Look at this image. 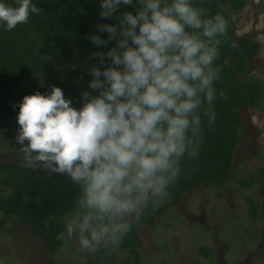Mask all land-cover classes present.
<instances>
[{
    "label": "trees",
    "instance_id": "trees-1",
    "mask_svg": "<svg viewBox=\"0 0 264 264\" xmlns=\"http://www.w3.org/2000/svg\"><path fill=\"white\" fill-rule=\"evenodd\" d=\"M247 2L0 0V126L10 117L24 121L21 132L37 124L30 159L58 168L0 162V224L15 217L29 227L53 264L73 236L63 222L72 214L86 246L103 227V240L128 254L123 264H143L138 227L162 209L147 196L134 219L115 213L139 196L141 171L103 149L124 145L146 161L167 207L231 180L240 110L264 109V85L247 75L260 44L235 40L229 17ZM246 202L255 218L258 204ZM261 236L264 253V226ZM198 252L211 264L210 247ZM112 260L98 244L82 264Z\"/></svg>",
    "mask_w": 264,
    "mask_h": 264
},
{
    "label": "rangeland",
    "instance_id": "rangeland-1",
    "mask_svg": "<svg viewBox=\"0 0 264 264\" xmlns=\"http://www.w3.org/2000/svg\"><path fill=\"white\" fill-rule=\"evenodd\" d=\"M235 40L256 39L260 50L251 62L247 75L264 85V0H248L238 13H229ZM243 138L232 164L231 180L222 188L199 185L184 194L176 207H167L162 183L149 172L146 161L132 157L124 145H107L103 151L116 153L132 168L141 171V192L129 206L115 213L126 220L134 219L147 196L154 202L153 223L139 226L140 253L143 264H207L198 248L213 251V264H264L258 243L264 226V111L254 112L245 103L241 110ZM254 125L252 128L249 123ZM24 121L10 117L0 126V162H14L41 171H55L32 162L29 150L42 133L38 125L21 132ZM256 129V131H255ZM259 174L251 188L240 185V179ZM254 196L260 213L251 218L246 198ZM89 208L95 204L86 202ZM153 213V214H154ZM1 219V213H0ZM65 233L72 238L53 257V264H82L95 255L98 244L113 256L110 264H123L128 254L120 250L118 240H103L104 228L93 231L91 246L85 245V229L72 214L63 218ZM48 254L43 242L15 217L0 224V264H47Z\"/></svg>",
    "mask_w": 264,
    "mask_h": 264
},
{
    "label": "flooded vegetation",
    "instance_id": "flooded-vegetation-1",
    "mask_svg": "<svg viewBox=\"0 0 264 264\" xmlns=\"http://www.w3.org/2000/svg\"><path fill=\"white\" fill-rule=\"evenodd\" d=\"M249 108L252 110V111H254V112H261V111H264V109L263 110H255V109H252L250 106H249ZM241 121H242V119H241ZM249 125L252 127V128H255L254 127V125L252 124V122L251 123H249ZM242 126H243V124H242ZM244 129V128H243ZM255 131H256V129H255ZM243 134H244V132H243ZM242 138H243V136H242ZM242 141V140H241ZM241 143V142H240ZM239 146V145H238ZM237 149V148H236ZM235 154V153H234ZM232 164H233V162H232ZM258 176H259V174H253L250 178H246L247 180H250V179H252L253 180V182L250 184V186L249 187H245V188H251L252 186H254L255 184H256V180H257V178H258ZM240 180H242V179H240ZM248 197H251V198H253L254 199V201L258 204V214L257 215H259V213H260V210H259V208H260V204H259V202L257 201V199H255V197L254 196H248ZM250 212V211H249ZM251 213V212H250ZM256 215V216H257ZM251 218H252V214H251ZM253 219H255V218H253ZM141 226V225H140ZM138 229H139V227H138ZM208 247V246H207ZM211 248V247H210ZM260 248V247H259ZM261 249V248H260ZM211 250H212V248H211ZM262 250V249H261ZM262 254H263V256H264V253H263V250H262ZM206 258V257H205ZM212 258H213V251H212ZM207 259V263H208V258H206ZM211 264H213V259H212V261H211ZM255 264V263H254Z\"/></svg>",
    "mask_w": 264,
    "mask_h": 264
}]
</instances>
